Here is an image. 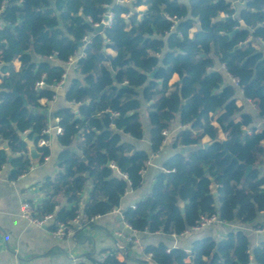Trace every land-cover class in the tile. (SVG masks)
Listing matches in <instances>:
<instances>
[{"label": "trees", "instance_id": "1", "mask_svg": "<svg viewBox=\"0 0 264 264\" xmlns=\"http://www.w3.org/2000/svg\"><path fill=\"white\" fill-rule=\"evenodd\" d=\"M241 1L245 6L236 12L231 0H0V170L8 163V149L13 155L10 179L33 165L23 135L34 142L40 163L50 154L49 145L39 144L48 137L44 101L54 98L53 85L65 72L50 59L65 63L80 48L84 53L65 93L77 110L69 106L53 114L63 128L58 139L64 150L60 170L42 183L45 195L33 207L37 215L54 213L57 220H69L83 206L84 227L75 233L81 240L93 218L119 208L128 188L141 186L149 154L123 141L121 132L143 137L142 101L152 152L160 150L162 131L176 115L181 129L174 146L197 147L164 163L148 195L122 212L124 221L139 232L180 235L202 216L216 214L221 221L244 224L264 211V176L257 168L264 162V129L251 126L245 132L253 117L242 111L234 85L225 84L215 68L217 57L264 117V0ZM109 9L113 23L104 29V38L94 32V24ZM31 52L42 60L34 61ZM175 74L180 82H172ZM41 79L45 85L36 88ZM221 133L235 159L225 154ZM204 138L213 142L204 147ZM248 165L254 168L244 178ZM168 248L161 242L147 245L145 252L156 264H264V242L251 253L243 230L219 241L202 238L190 251ZM86 257L92 264H127L120 248Z\"/></svg>", "mask_w": 264, "mask_h": 264}, {"label": "crops", "instance_id": "2", "mask_svg": "<svg viewBox=\"0 0 264 264\" xmlns=\"http://www.w3.org/2000/svg\"><path fill=\"white\" fill-rule=\"evenodd\" d=\"M120 2L119 0H115ZM123 3H130L132 0H122ZM232 6L239 12L245 2L241 0H231ZM185 3H188L185 0ZM139 11L145 10V6L137 8ZM2 24L0 20V25ZM258 47H263V41H256ZM34 61L42 60L40 56L31 52ZM54 64H61L65 67L66 81L63 87L54 89L56 94L52 100L44 101L47 105L46 110L49 113L50 126H54L56 121L53 114L56 110L71 106L75 111L77 106L66 101L65 93L71 78L75 76V69L67 63H61L56 59H50ZM215 68L219 69L224 76L225 84H233L236 91L234 98L242 107V111L249 113L253 117L252 124L245 128L247 132L250 127L264 129V117L259 114L260 108L256 101H252L244 97L242 90L233 82V78L226 72L224 65L221 64L215 57ZM19 62L16 66H19ZM181 81L179 76L175 74L172 82ZM142 100V98L140 97ZM147 104L142 101L140 108V118L143 127V137L137 139L128 133L121 132L123 141L133 144L136 148L142 149L149 154V159L146 169L143 171V182L136 189L128 188L122 196L119 208L113 211L99 215L93 218L92 225L87 226L83 230L84 238L78 240L75 235L68 236L63 239H58L53 236L51 224L36 226L30 223L27 219L21 216V206L24 202H29L33 207H36L44 197V192L41 190L43 181L48 176H54L59 170L58 158L64 146L60 143L58 135L53 133L50 136V154L43 162L33 160V165L30 170L17 179L9 178L11 164L8 162L3 165L0 170V264H75L80 260H85L88 264H92L86 257L88 254L98 256L103 249L106 248H122L126 256L127 264H156L151 257V254L145 252L147 245H157L161 242L168 247H182L190 251L195 241L205 237H212L219 241L225 237L230 231L243 230L249 240L250 252L261 243L264 242V232L258 230V226L264 222V211L260 212L256 219L250 223H239L237 221H217L209 226L198 230L189 228L181 235L174 237L173 235H164L162 233H147L139 232L136 235V240L126 242L123 237L117 235V231H122L124 235L130 232L125 227L122 212L130 206H134L139 200L143 199L150 192L157 174L164 170V163L174 154H186L195 149L197 146H174L178 131L181 129L179 116L169 123L168 136L157 152H152L151 148V126L146 112ZM221 140H224V135L220 134ZM204 143L212 141L204 138ZM261 174L264 176V162L257 166ZM217 185L212 186V191ZM89 186L83 194L85 200L88 196ZM62 204L68 205L66 199ZM216 206L219 207V201H216ZM83 207V206H82ZM80 209L82 213L83 209ZM258 225V226H257ZM251 263H254L252 260Z\"/></svg>", "mask_w": 264, "mask_h": 264}, {"label": "built area", "instance_id": "3", "mask_svg": "<svg viewBox=\"0 0 264 264\" xmlns=\"http://www.w3.org/2000/svg\"><path fill=\"white\" fill-rule=\"evenodd\" d=\"M119 1L121 3L123 2L122 0H119ZM112 23H113V13L109 12V13L105 14V17L101 20V22L95 23L94 26L96 27V26H99L100 24H103L104 28H107V27H110L112 25ZM85 40L87 41L88 38H85ZM258 41H262V40L258 39ZM83 55H84V53L81 49L76 55L69 58V60L66 62L67 65L72 66L74 69H76L77 61ZM66 77H67L66 72H64V74L62 75V78L53 85L54 89H58V88L63 87V85L66 81ZM233 82L236 85H238L237 79L233 78ZM44 85H45V82L43 79H41L38 82H36L35 87L41 88ZM55 121H56V123L53 127L48 124V126L43 130V133L48 135V137L42 138L39 141L40 145H49L51 134L55 133V134L59 135L63 132V128L59 125V118H56ZM162 134L165 137H167L168 131L165 129L162 131ZM112 167H115V166L112 165ZM20 213H21L22 217H24L30 223H32L36 226L41 227V226L47 225L49 223L51 225H53L52 234L54 237H56L58 239H63V238H66L68 236H73V235H75L76 231H78L84 227L85 216L83 215V213H80L79 215H77L73 219L57 220V219H55L54 213H46V214H42V215H37V213H35V211H34L33 206L27 201L22 204ZM217 221H221V220L219 219V216L216 214L211 215V216H202L197 221V223L190 228L194 229V230H198V229H201L203 227L209 226V225H211ZM125 227L128 229V231L130 233L127 235H124V233L122 231H117L116 232L117 235L120 237H123L126 240V242L135 241L136 240L135 237H136L138 231L136 229L132 228V226L130 224H128L127 222H125ZM258 230L261 232H264V222L258 226ZM186 231H184V232H186ZM172 235L174 237L178 236L176 234H172ZM120 248H122V247L120 246ZM169 249H170V247L168 248V250Z\"/></svg>", "mask_w": 264, "mask_h": 264}, {"label": "water", "instance_id": "4", "mask_svg": "<svg viewBox=\"0 0 264 264\" xmlns=\"http://www.w3.org/2000/svg\"><path fill=\"white\" fill-rule=\"evenodd\" d=\"M3 10H4V9H3ZM109 12H111L110 9H109V11H108L107 13H109ZM228 18H230V17H228V16H222V17H221V19H228ZM104 29H105V28H104V25H103V24H100L99 26L94 27V32H101V33L103 34V37L106 38V35H105V33L103 32ZM235 31H236V30H235ZM235 31H233L232 33H234ZM3 44H4V43H3ZM78 44H79V47H81L82 44H83V42L80 41V42H78ZM80 50H81V48H80ZM80 50H79V51H80ZM154 73H155V71L149 73V74H148L149 77H150V78H153ZM224 86H225V84L222 86V88H223ZM125 87H126V88H131V87H129V86H125ZM19 96L23 99L24 105H26L27 102H26V99L24 98V96H23L22 94L19 95ZM35 110H36V109H35ZM77 116H78V115H76V117H77ZM245 132H247V130H245ZM22 138L26 141V143H27V145H28V150H29V156H30V158H31L32 160H38L39 157H40V153H39L38 150L36 149V146H35L34 142L28 140V139L26 138L25 135H23ZM212 142H213V141L206 142V143L203 144V146H204V147H208ZM222 143H223V145H224V152H225V154L228 155V156H230L232 159H235L236 157H235L233 154H231L230 151H229L228 148H227V140H223ZM3 147L7 149V144L4 143V144H3ZM7 154H8V162L10 163V162L12 161V159H13V155H12V153H11L8 149H7ZM253 168H254L253 165H248V166L246 167L244 178H246V177L248 176V174L250 173V171H251ZM211 181H213V178H211ZM212 193H213L214 196H216V195H217V191H216V189H214V190L212 191ZM180 206H181V211H182V213H184V204L181 203ZM251 264H253V263H251Z\"/></svg>", "mask_w": 264, "mask_h": 264}]
</instances>
